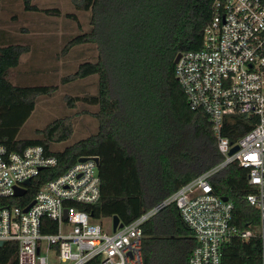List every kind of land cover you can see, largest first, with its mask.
I'll return each instance as SVG.
<instances>
[{"label":"trees","instance_id":"16d2710c","mask_svg":"<svg viewBox=\"0 0 264 264\" xmlns=\"http://www.w3.org/2000/svg\"><path fill=\"white\" fill-rule=\"evenodd\" d=\"M31 2L22 0L24 11L40 12ZM71 2L76 10L89 12L90 29L70 38L61 54L76 46L94 45L97 56L62 77L60 85L97 77L96 94L85 98L98 108L91 114L97 132L60 152L50 151V144L65 142L72 135V117L66 116L37 130L38 139H17L38 97L51 96L58 88L13 85L9 70L19 65L30 48L5 45L0 47V145L15 152L40 146L57 159L54 170H43L31 181L29 199L40 185L63 174L78 159L97 157L100 198L94 205L77 208L95 221L117 217L127 225L223 160L207 117L188 107L173 63L178 54L200 49L212 0ZM42 13L57 16L59 12ZM66 105L72 108L73 100L66 97ZM251 128L250 119L229 118L223 136L235 143ZM209 182L215 195L233 203L232 225L247 230L257 224V212L245 200L252 193L247 170L231 164ZM9 203L18 205L14 199ZM142 236L143 264H188L196 247L174 205L149 218L142 225ZM258 252L256 238L247 243L232 239L223 247L221 264H258ZM0 264H16L13 249L6 245L0 247ZM88 264H99V260Z\"/></svg>","mask_w":264,"mask_h":264},{"label":"built area","instance_id":"2783aa9c","mask_svg":"<svg viewBox=\"0 0 264 264\" xmlns=\"http://www.w3.org/2000/svg\"><path fill=\"white\" fill-rule=\"evenodd\" d=\"M174 76L190 110L207 117L222 162L113 231L112 218L103 224L77 208L100 198L97 157L77 161L29 199L31 181L43 170H54L57 159L40 146L15 152L0 145V247L13 249L16 264H88L95 259L99 264H143L142 225L169 205L196 242L188 264H221L223 247L232 239L247 243L253 238L259 242L258 264H264V0H212L200 49L180 54ZM233 117L250 119L252 128L230 143L223 128ZM231 164L247 170L252 189L245 200L258 221L247 230L232 225L233 203L215 195L209 182ZM16 190L24 193L15 196ZM12 199L18 205L10 204Z\"/></svg>","mask_w":264,"mask_h":264},{"label":"rangeland","instance_id":"374dc122","mask_svg":"<svg viewBox=\"0 0 264 264\" xmlns=\"http://www.w3.org/2000/svg\"><path fill=\"white\" fill-rule=\"evenodd\" d=\"M31 5L40 12L24 11L22 0L0 1V47L27 45L30 48L20 57L19 65L9 70L8 80L15 86H57L58 89L51 96L38 97L34 110L16 137L19 140L38 139L37 130L54 119L71 116V137L49 145L50 151L60 152L97 132V121L91 114L98 108L85 101L87 96L96 94L97 77L60 85V79L74 73L79 64L94 62L97 52L94 45H82L61 54L70 38L90 29L89 12L76 10L71 0H32ZM55 9L59 12L57 16L42 13ZM66 97L73 100L72 108L67 107ZM98 221L104 224L106 220Z\"/></svg>","mask_w":264,"mask_h":264},{"label":"water","instance_id":"95a60500","mask_svg":"<svg viewBox=\"0 0 264 264\" xmlns=\"http://www.w3.org/2000/svg\"><path fill=\"white\" fill-rule=\"evenodd\" d=\"M179 56H180V54H178V55L174 58V61H173L174 64H175V63L177 62V60L179 59ZM236 150H237L236 147L232 148V149L230 150V152H229V155H231L232 153H234ZM86 160H87V158H80V159H78V162H79V163H83V162H85ZM94 160H95V162H96L97 164L99 163L98 158H95ZM25 184L27 185L28 182H26ZM23 193H24L23 190H16L15 196H21ZM222 200H223V201H226L227 198H226V197H222ZM31 205H33V203L30 204V205L24 210V212H26V211L29 209V207H31ZM112 223H113V231H114L115 228H116V226L119 224V219H118L117 217H113V218H112ZM120 227H122V224H119V228H120ZM0 246H1V243H0Z\"/></svg>","mask_w":264,"mask_h":264}]
</instances>
